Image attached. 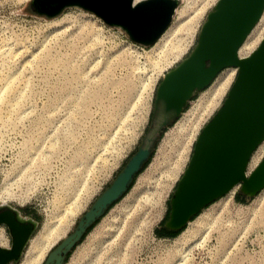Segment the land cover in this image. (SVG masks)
I'll return each mask as SVG.
<instances>
[{
	"label": "rangeland",
	"instance_id": "1",
	"mask_svg": "<svg viewBox=\"0 0 264 264\" xmlns=\"http://www.w3.org/2000/svg\"><path fill=\"white\" fill-rule=\"evenodd\" d=\"M31 1L0 0V194H15L0 200V207L18 208L36 220V242L50 224H69L47 250L45 264L144 144L165 73L195 49L218 0H179L170 26H182L156 47L134 42L124 29L83 8L68 7L50 18L33 12ZM263 36L264 20L251 37L255 48ZM180 44L177 58L172 53ZM237 75L199 120L200 132ZM215 80L195 90L182 113L160 130L128 190L61 264H264L263 191L237 188L174 230L177 235L158 233L171 230V200L194 151L189 138L185 153L177 155L185 131L176 128L184 123L189 131L192 109L204 108ZM30 244L10 264H21Z\"/></svg>",
	"mask_w": 264,
	"mask_h": 264
},
{
	"label": "water",
	"instance_id": "2",
	"mask_svg": "<svg viewBox=\"0 0 264 264\" xmlns=\"http://www.w3.org/2000/svg\"><path fill=\"white\" fill-rule=\"evenodd\" d=\"M179 0H32L30 9L55 17L68 7L91 11L112 26L124 29L130 38L152 45L170 26ZM264 0H220L203 24L197 46L158 88L154 123L144 144L124 170L80 220L75 232L46 259L61 264L64 254L84 235L87 228L129 188L131 181L151 153L160 130L178 117L195 90L211 84L227 66H237L238 75L227 98L203 128L191 160L171 200L169 227L178 230L208 204L244 183L247 193L264 187V158L247 175L250 158L264 140V39L248 57L238 51L260 19ZM0 224L12 236L11 248L0 247V264L19 261L38 222L24 218L12 206L0 207Z\"/></svg>",
	"mask_w": 264,
	"mask_h": 264
},
{
	"label": "bare ground",
	"instance_id": "3",
	"mask_svg": "<svg viewBox=\"0 0 264 264\" xmlns=\"http://www.w3.org/2000/svg\"><path fill=\"white\" fill-rule=\"evenodd\" d=\"M142 0H135V3H138ZM220 0L216 1V5L217 3L219 2ZM215 2V1H214ZM188 5V4H187ZM181 13V12H180ZM181 14H185L184 11L181 13ZM193 16H190L189 19H192ZM264 20V11L260 17V19L258 20V22L255 24V26L253 27L252 31L248 34L246 40L243 42V44L240 46L239 48V51H238V54H239V57L240 58H245V57H248L250 56L257 48H255V43L257 41V39H254L251 38L254 33H256V29H258V26L262 23V21ZM187 23V21H186ZM176 25V24H175ZM175 25H171L169 26L161 35L160 37L155 41V45L153 47H156L158 46L162 41H164V39H167L169 40L170 37L172 36V34L174 32H176L181 25L177 24V26ZM257 35V34H256ZM255 35V36H256ZM261 34H259L258 36H260ZM257 36V38H258ZM251 38V39H250ZM264 39V36L260 39V44L261 42L263 41ZM154 44V43H153ZM259 44V45H260ZM258 45V46H259ZM182 47L183 45H179L177 46V48L175 50H173V53L175 55V57H177L179 54H180V51L182 50ZM153 50H156L153 48ZM182 52V51H181ZM181 56V55H180ZM179 58V57H177ZM186 59V58H185ZM173 64V63H172ZM159 67V66H158ZM229 67V68H227ZM225 68L227 69H223L214 79L215 82L213 83V85L209 88V91L205 94V96L203 97V100H206L207 101V104L204 106V108H199V107H194L192 109L191 112L195 111V115L193 118H191L192 120V124H191V127L189 128V131L186 132V128L185 127V124L182 123L181 126H177L176 129H178V131L180 133H183L185 131V136L183 137V140H182V143L181 145L179 146L178 148V156H181L185 153L186 149H187V140H189V138H193L195 140V144L199 138V135L201 134V132L199 131V127H198V123H199V120L201 119V117L203 116V114L206 112V110L212 106V104L215 103V100L216 98L218 97V94H222L225 90H226V87L227 85L229 84V82L231 81V79H233L232 76H234V74L239 71V68L237 66H227ZM227 70V71H226ZM171 72L168 71L167 73H165V76ZM237 78V77H236ZM236 80V79H235ZM214 81V80H213ZM212 81V82H213ZM211 82V83H212ZM232 87V86H231ZM230 87V89H231ZM230 91V90H229ZM215 96V99L213 98ZM217 105V104H216ZM223 105V104H222ZM221 105V106H222ZM215 106L212 107V110L208 111V112H212L213 111V108ZM220 109V108H219ZM218 109V110H219ZM203 110V111H201ZM200 112L201 115L199 116V118L197 119L196 115L197 113ZM213 114V113H212ZM187 116V115H186ZM196 117L195 119V122H194V118ZM208 120V119H207ZM201 122V121H200ZM201 124V123H200ZM180 125V124H178ZM207 125V124H206ZM205 125V126H206ZM204 126V127H205ZM203 130V129H202ZM169 137L171 138H174V134H169L168 135ZM195 147V145H194ZM257 150V153L254 154V152H256ZM261 151V152H260ZM253 152L251 158H250V161L248 163V168H247V175L249 176L250 173L260 164V162L263 160H261V158L264 156V140L257 146V148L255 149V151ZM260 152V155L258 156ZM264 158V157H263ZM191 160V158H190ZM189 160V162H190ZM261 160V161H260ZM260 161V162H259ZM259 162V163H258ZM258 163V164H257ZM253 166H255L253 168ZM188 167V166H187ZM252 170H250V169ZM187 169V168H186ZM186 169L184 170V172L186 171ZM240 187H244V183L241 181L237 184H235L226 194H232L235 192V190L237 188H240ZM260 191H263L264 192V187L260 190ZM224 194V195H226ZM15 194L11 193V192H8V196H5L3 195L2 193L0 194V200L2 201H6L7 199H9L10 197H15L14 196ZM223 195V196H224ZM222 197V196H221ZM203 210V209H202ZM60 222V221H59ZM52 223L50 224L49 226H47L46 230H45V235L42 237L41 241L40 242H36L35 238L36 237H31L30 240H31V244H30V247L29 249L27 250V252L25 253V259L23 260V262L21 264H40L44 257H45V254L47 252V250L51 249L53 246L56 245V243H58V241L65 236V233H67L68 231V223L67 222H63V220L60 222V223ZM190 223V222H189ZM2 225H5V224H2ZM29 240V242H30ZM28 242V243H29ZM0 243L2 245H8V236L7 234L5 233V231L3 229H0ZM28 245V244H27ZM12 246V245H11ZM0 247H3V248H11V247H6V246H0ZM27 247V246H26ZM26 249V248H25ZM24 249V251H25ZM24 254V252H23ZM22 254V256H23ZM22 258V257H21Z\"/></svg>",
	"mask_w": 264,
	"mask_h": 264
},
{
	"label": "trees",
	"instance_id": "4",
	"mask_svg": "<svg viewBox=\"0 0 264 264\" xmlns=\"http://www.w3.org/2000/svg\"><path fill=\"white\" fill-rule=\"evenodd\" d=\"M93 228V227H92ZM179 231H174V230H169L167 228L164 227V229H161L158 231L159 234L161 235H166V236H170V235H177Z\"/></svg>",
	"mask_w": 264,
	"mask_h": 264
},
{
	"label": "flooded vegetation",
	"instance_id": "5",
	"mask_svg": "<svg viewBox=\"0 0 264 264\" xmlns=\"http://www.w3.org/2000/svg\"><path fill=\"white\" fill-rule=\"evenodd\" d=\"M3 226V227H2ZM5 226L6 225H2V224H0V229H3L4 231H5V233L7 234V230L5 229ZM9 235V234H8ZM10 243H11V239H10ZM12 244V243H11ZM0 246H7V245H2L1 243H0Z\"/></svg>",
	"mask_w": 264,
	"mask_h": 264
},
{
	"label": "crops",
	"instance_id": "6",
	"mask_svg": "<svg viewBox=\"0 0 264 264\" xmlns=\"http://www.w3.org/2000/svg\"><path fill=\"white\" fill-rule=\"evenodd\" d=\"M18 209V208H17ZM19 211H20V213H21V215L22 216H24V215H26V214H24L20 209H18ZM165 228H167V227H165ZM170 230V229H169Z\"/></svg>",
	"mask_w": 264,
	"mask_h": 264
},
{
	"label": "snow or ice",
	"instance_id": "7",
	"mask_svg": "<svg viewBox=\"0 0 264 264\" xmlns=\"http://www.w3.org/2000/svg\"><path fill=\"white\" fill-rule=\"evenodd\" d=\"M130 2H131V0H130Z\"/></svg>",
	"mask_w": 264,
	"mask_h": 264
}]
</instances>
